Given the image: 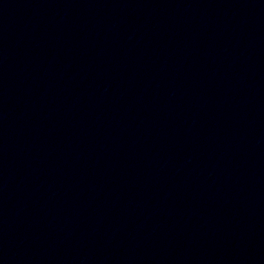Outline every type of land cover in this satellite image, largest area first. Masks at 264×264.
<instances>
[{"label":"water","instance_id":"95a60500","mask_svg":"<svg viewBox=\"0 0 264 264\" xmlns=\"http://www.w3.org/2000/svg\"><path fill=\"white\" fill-rule=\"evenodd\" d=\"M0 264H264V0H0Z\"/></svg>","mask_w":264,"mask_h":264}]
</instances>
